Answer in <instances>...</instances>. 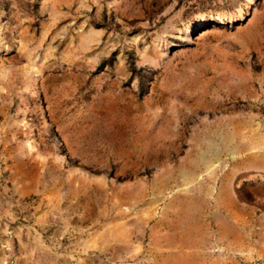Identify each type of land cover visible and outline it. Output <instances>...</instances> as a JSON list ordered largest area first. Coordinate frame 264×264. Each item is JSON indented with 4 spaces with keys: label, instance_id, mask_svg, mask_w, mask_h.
I'll use <instances>...</instances> for the list:
<instances>
[{
    "label": "rangeland",
    "instance_id": "rangeland-1",
    "mask_svg": "<svg viewBox=\"0 0 264 264\" xmlns=\"http://www.w3.org/2000/svg\"><path fill=\"white\" fill-rule=\"evenodd\" d=\"M14 229L264 264V0H0V264Z\"/></svg>",
    "mask_w": 264,
    "mask_h": 264
},
{
    "label": "crops",
    "instance_id": "crops-1",
    "mask_svg": "<svg viewBox=\"0 0 264 264\" xmlns=\"http://www.w3.org/2000/svg\"><path fill=\"white\" fill-rule=\"evenodd\" d=\"M69 212V211H68ZM68 212H64L63 211L59 214V211H57L58 215H61V219H63L64 216H66L67 218L70 216ZM55 215V214H54ZM61 219H56L57 222H59V220ZM37 232L34 231H26V232H22V230H17L14 229L12 230V240L14 242H18L19 246H18V252H12V256H15V260L11 261V263L14 264H44L46 263L45 261L42 260V262H40V257L41 254L44 253V255L47 256H54L57 259L61 258V257H75V255L79 256L80 255H90L88 254L92 249H96L99 252L102 251V249H105L106 246L105 245H101L100 243H95V244H90V242L88 241L87 243H83L82 245H78V246H68L65 245V243L60 242L59 239H64L62 237V235H59V231H57L55 233L56 239L58 240V242L56 244H53L51 247L48 246L47 244L45 245H34L33 243H27L24 244V240H28V242L30 241V239H34L37 238ZM63 234V233H62ZM24 239V240H23ZM13 247V245H11ZM14 250V249H13ZM43 250H45L43 252ZM40 251H42V253H40ZM77 262V261H75ZM61 263V261L59 262Z\"/></svg>",
    "mask_w": 264,
    "mask_h": 264
}]
</instances>
